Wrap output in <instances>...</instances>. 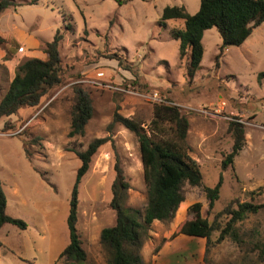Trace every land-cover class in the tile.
I'll return each mask as SVG.
<instances>
[{
	"label": "rangeland",
	"instance_id": "rangeland-1",
	"mask_svg": "<svg viewBox=\"0 0 264 264\" xmlns=\"http://www.w3.org/2000/svg\"><path fill=\"white\" fill-rule=\"evenodd\" d=\"M14 1L16 6L0 17V102L21 63L46 60L45 44L57 32L65 73L39 106L0 118L6 213L28 225L21 230L7 224L0 230V264H108L99 239L103 228L115 224L110 208L115 178L111 142L95 155L79 187L78 230L86 258H60L70 242L69 203L81 166L75 152L85 151L94 139L112 138L131 186L127 205L143 209L147 187L138 138L120 124L112 131L108 126L118 111L147 127L157 104L177 106L189 120L187 143L203 182L184 186L185 201L171 222L151 225L140 251L144 264H264L253 244H264V210L237 225L242 244L230 238L217 243L216 232L207 252L205 238L173 237L194 219V203L202 204L203 217L224 224L227 209L264 201V23L240 47L226 48L217 66L222 40L215 28L206 31L201 68L190 81L186 60L179 57V40L171 34L183 29L184 22L169 20L164 26L161 18L166 6H184L194 15L200 0ZM76 88L90 95L93 116L83 136L69 138ZM236 120L245 126L246 143L222 171V160L233 145L229 124ZM7 121L13 128L5 132ZM220 176V198L210 210L204 187H214Z\"/></svg>",
	"mask_w": 264,
	"mask_h": 264
},
{
	"label": "trees",
	"instance_id": "trees-1",
	"mask_svg": "<svg viewBox=\"0 0 264 264\" xmlns=\"http://www.w3.org/2000/svg\"><path fill=\"white\" fill-rule=\"evenodd\" d=\"M120 4L121 0H117ZM132 1V0H128ZM36 1L32 2L34 4ZM11 6L14 0H0V17ZM162 24L169 20H183V29L172 30V37L179 40V57L186 60L187 77L190 81L201 68L205 54L203 44L204 33L215 28L222 40L216 66L224 50L228 47H240L253 34L254 30L264 23V0H200L199 11L190 15L184 6H166L162 13ZM62 36L56 33L54 39L45 44L46 60L28 59L21 63L6 95L0 102V118L10 117L22 108H35L42 99L56 86L61 84L65 69L60 56ZM4 40L0 38V44ZM116 55L108 58H114ZM120 63L122 61L118 59ZM264 73L260 74V78ZM75 102L70 116L69 138L83 136L88 122L93 116V103L90 95L82 88L75 89ZM116 124L132 132L139 141L141 159L144 167V180L147 187V201L143 209L127 205L129 180L124 173L121 158L112 138H97L89 143L85 151L75 152L81 161L70 199L68 230L70 242L61 254V259L82 261L86 253L78 230L79 219V187L88 173L91 162L98 151L111 142L114 150V181L111 185L112 198L110 208L115 213V224L101 231L100 244L104 248L108 264H144L140 254L141 248L148 239L151 225L156 222H171L185 201L184 186H201L203 174L198 162L190 155L191 148L187 143L189 120L174 105L157 104L154 106L153 119L147 127L142 123L126 118L115 112L108 130L112 131ZM13 124L6 122L4 131L12 130ZM233 137L232 151L224 157L221 170L226 171L234 162V158L243 150L245 126L239 121L229 124ZM26 145H24L25 147ZM116 150V151H115ZM26 151V147H25ZM28 158L31 156L26 152ZM223 177L220 176L214 187H204L209 209H213L220 198ZM201 203H194L190 210L194 219L185 222L173 237L180 234L207 239V249L214 244L213 235L220 232L217 243L230 238L242 244L237 225L250 215L264 210V201L260 204L243 202L236 209H227V221L222 224L219 219L210 221L201 214ZM7 200L0 183V230L7 224L21 230L28 225L20 219L7 215ZM253 244L260 250V259H264V246L260 241ZM2 243L0 241V248ZM226 264H252L249 261L230 262Z\"/></svg>",
	"mask_w": 264,
	"mask_h": 264
},
{
	"label": "crops",
	"instance_id": "crops-1",
	"mask_svg": "<svg viewBox=\"0 0 264 264\" xmlns=\"http://www.w3.org/2000/svg\"><path fill=\"white\" fill-rule=\"evenodd\" d=\"M5 53H3V55H4ZM14 78V76L11 78V79H13ZM100 240V239H99Z\"/></svg>",
	"mask_w": 264,
	"mask_h": 264
}]
</instances>
